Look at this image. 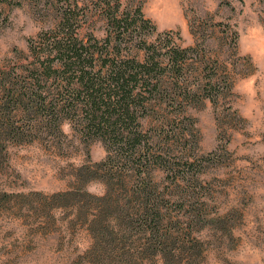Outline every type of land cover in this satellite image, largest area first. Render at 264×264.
<instances>
[{
    "label": "trees",
    "instance_id": "16d2710c",
    "mask_svg": "<svg viewBox=\"0 0 264 264\" xmlns=\"http://www.w3.org/2000/svg\"><path fill=\"white\" fill-rule=\"evenodd\" d=\"M51 1L53 27L28 39L25 59L0 66V158L8 145L60 143L64 124L87 147L100 141L103 159L37 199L43 211L71 215L66 229L86 232L89 245L72 263L199 264L203 231L228 219L207 210L202 163L212 153H196L187 109L215 104L232 82L204 46L153 38L139 7L97 0L105 35L84 39L78 4ZM91 181L101 194L85 189Z\"/></svg>",
    "mask_w": 264,
    "mask_h": 264
},
{
    "label": "rangeland",
    "instance_id": "374dc122",
    "mask_svg": "<svg viewBox=\"0 0 264 264\" xmlns=\"http://www.w3.org/2000/svg\"><path fill=\"white\" fill-rule=\"evenodd\" d=\"M71 1L83 16L80 36L103 38L106 23L97 0ZM122 2L126 9L140 8L156 29L153 38L162 34L176 46H204L207 57L232 82L215 104L206 100L187 109L196 128V153H212L211 162L202 163L207 210L220 209L228 219L224 228L203 231V250L196 256L199 264H264L262 0ZM55 6L51 0H0V66L25 59L28 39L53 27ZM62 128L60 143L8 145L0 158V264H73L89 245L84 229L65 228L68 212L43 211L37 201L68 189L79 165L106 154L100 141L87 147L68 124ZM85 189L99 195L103 185L91 181Z\"/></svg>",
    "mask_w": 264,
    "mask_h": 264
}]
</instances>
